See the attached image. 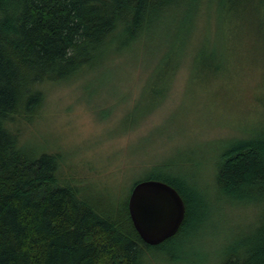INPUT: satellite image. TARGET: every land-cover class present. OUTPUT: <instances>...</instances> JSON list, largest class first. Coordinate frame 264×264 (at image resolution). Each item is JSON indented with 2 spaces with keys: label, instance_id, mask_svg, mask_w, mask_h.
<instances>
[{
  "label": "trees",
  "instance_id": "16d2710c",
  "mask_svg": "<svg viewBox=\"0 0 264 264\" xmlns=\"http://www.w3.org/2000/svg\"><path fill=\"white\" fill-rule=\"evenodd\" d=\"M205 2L229 23L231 63L242 42L243 51L253 48L246 45L247 29L258 21L262 38L255 50L264 53V0H0V264H155L154 250L169 263L203 260L200 252L174 250L209 213L207 199L184 189L181 179L143 177L173 185L185 208L172 236L146 244L130 221L127 200L121 211L68 180L60 173L61 151L27 144L19 125L41 110L46 84L75 79L126 48L144 47L167 19L180 23ZM181 61L170 62L159 78L171 80ZM229 71L224 62L210 73L216 78ZM259 123L231 135L208 166L209 193L218 204L251 214L215 251L214 264H264V114Z\"/></svg>",
  "mask_w": 264,
  "mask_h": 264
},
{
  "label": "rangeland",
  "instance_id": "374dc122",
  "mask_svg": "<svg viewBox=\"0 0 264 264\" xmlns=\"http://www.w3.org/2000/svg\"><path fill=\"white\" fill-rule=\"evenodd\" d=\"M190 15L180 23L167 19L144 47L126 48L75 79L46 84L41 110L19 125L20 137L60 150L61 175L121 211L138 178L181 179L184 189L207 199L209 213L174 250L200 252L198 264H214L221 243L251 215L218 204L209 193L208 166L231 135L244 134L263 118L264 53L255 50L262 31L259 21L247 29L246 45L253 48L243 51L242 42L231 63L227 54L235 38H226L229 23L216 5L205 2ZM177 58L182 61L173 78L161 80L159 74ZM224 62L230 71L212 78L210 70ZM153 252L159 257L155 264H181Z\"/></svg>",
  "mask_w": 264,
  "mask_h": 264
},
{
  "label": "water",
  "instance_id": "95a60500",
  "mask_svg": "<svg viewBox=\"0 0 264 264\" xmlns=\"http://www.w3.org/2000/svg\"><path fill=\"white\" fill-rule=\"evenodd\" d=\"M126 198L130 221L146 244H157L172 236L184 218V200L179 191L160 179L134 181Z\"/></svg>",
  "mask_w": 264,
  "mask_h": 264
}]
</instances>
